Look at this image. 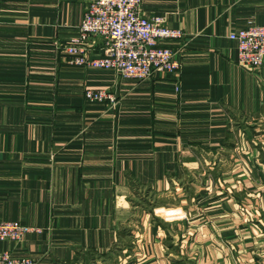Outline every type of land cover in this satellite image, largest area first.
<instances>
[{
    "label": "crops",
    "instance_id": "obj_1",
    "mask_svg": "<svg viewBox=\"0 0 264 264\" xmlns=\"http://www.w3.org/2000/svg\"><path fill=\"white\" fill-rule=\"evenodd\" d=\"M80 0H0V252L35 264H264V66L232 33L264 0H142L182 39L177 75L69 65ZM101 43H91L100 57ZM179 88V92L175 88ZM104 90L117 106L88 103Z\"/></svg>",
    "mask_w": 264,
    "mask_h": 264
},
{
    "label": "built area",
    "instance_id": "obj_2",
    "mask_svg": "<svg viewBox=\"0 0 264 264\" xmlns=\"http://www.w3.org/2000/svg\"><path fill=\"white\" fill-rule=\"evenodd\" d=\"M84 3L78 37L63 46L70 57L69 65L110 71L121 80L142 83L155 75H177L181 65L172 49L161 46L165 41L182 39L184 34L166 26L163 17H145L142 0H80ZM99 40L102 55L91 56V43ZM229 40L237 44V63L240 67L258 70L264 66V23L249 22L232 33ZM179 92V88H175ZM88 103L117 106L113 94L88 90ZM31 233L30 228L17 221H0V242L21 243ZM0 264H35L30 258H17L7 251L0 252Z\"/></svg>",
    "mask_w": 264,
    "mask_h": 264
}]
</instances>
